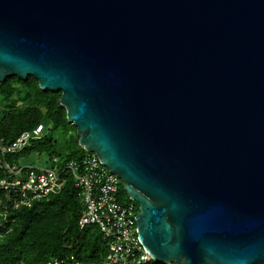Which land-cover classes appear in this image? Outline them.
Returning a JSON list of instances; mask_svg holds the SVG:
<instances>
[{
    "label": "water",
    "instance_id": "95a60500",
    "mask_svg": "<svg viewBox=\"0 0 264 264\" xmlns=\"http://www.w3.org/2000/svg\"><path fill=\"white\" fill-rule=\"evenodd\" d=\"M61 92L158 263L264 264V0H0V83Z\"/></svg>",
    "mask_w": 264,
    "mask_h": 264
},
{
    "label": "trees",
    "instance_id": "16d2710c",
    "mask_svg": "<svg viewBox=\"0 0 264 264\" xmlns=\"http://www.w3.org/2000/svg\"><path fill=\"white\" fill-rule=\"evenodd\" d=\"M60 98L61 92L41 90L33 77L26 81L11 77L0 83L1 143L9 145L22 132L44 127L42 138L5 156L9 164L19 165L20 159L33 153H44L49 160L54 156L78 159L86 154ZM12 199V195L0 192V213L5 214V219L0 216V264H47L54 258L72 256L82 264H98L106 255L98 227L80 229L78 225L85 206L72 181L66 180L59 194L28 207L15 209ZM120 199L131 201L122 185Z\"/></svg>",
    "mask_w": 264,
    "mask_h": 264
},
{
    "label": "built area",
    "instance_id": "2783aa9c",
    "mask_svg": "<svg viewBox=\"0 0 264 264\" xmlns=\"http://www.w3.org/2000/svg\"><path fill=\"white\" fill-rule=\"evenodd\" d=\"M43 133L44 127L39 125L22 132L9 145H3L0 141V192L12 195L13 207H28L35 201L49 199L59 194L65 181L70 180L78 189L85 206L78 221L80 229L98 227L106 245V255L99 258L98 264H158L138 236L137 203L120 199V178L102 165L97 154L86 152L78 159L54 156L47 168L11 165L5 160L6 155L24 150L32 140L42 138ZM0 216L4 218L5 214L0 213ZM2 225L0 221V228ZM47 264L82 263L72 256L54 258Z\"/></svg>",
    "mask_w": 264,
    "mask_h": 264
},
{
    "label": "rangeland",
    "instance_id": "374dc122",
    "mask_svg": "<svg viewBox=\"0 0 264 264\" xmlns=\"http://www.w3.org/2000/svg\"><path fill=\"white\" fill-rule=\"evenodd\" d=\"M22 167L35 166L37 168H47L50 167V160L46 154L33 153L26 156L18 162Z\"/></svg>",
    "mask_w": 264,
    "mask_h": 264
}]
</instances>
